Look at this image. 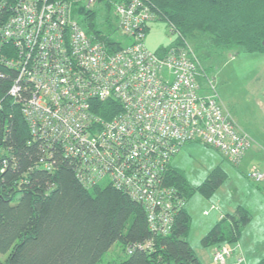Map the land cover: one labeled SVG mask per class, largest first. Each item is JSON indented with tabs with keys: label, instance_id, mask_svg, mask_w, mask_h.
<instances>
[{
	"label": "built area",
	"instance_id": "2783aa9c",
	"mask_svg": "<svg viewBox=\"0 0 264 264\" xmlns=\"http://www.w3.org/2000/svg\"><path fill=\"white\" fill-rule=\"evenodd\" d=\"M97 1L108 0H0V66L15 73L8 94L35 138L73 158L80 182L107 178L142 204L152 232L167 234L181 199L165 177L180 147L201 142L237 164L251 140L222 108L211 78L201 84L191 47L173 44L162 54L147 48L154 13L144 0L112 2L125 42L110 37L120 47L77 20L78 8ZM116 103L119 109L107 108ZM248 175L264 183L256 165ZM231 253L217 245L211 264H242Z\"/></svg>",
	"mask_w": 264,
	"mask_h": 264
},
{
	"label": "trees",
	"instance_id": "16d2710c",
	"mask_svg": "<svg viewBox=\"0 0 264 264\" xmlns=\"http://www.w3.org/2000/svg\"><path fill=\"white\" fill-rule=\"evenodd\" d=\"M113 1L104 3L110 25ZM144 1L154 13L151 21L166 22L176 35L170 45L192 48L204 74L200 79L208 76L206 60L225 49L264 51V0ZM78 9L93 27L94 10ZM104 36L108 44L120 47L109 34ZM14 75L0 66V264H96L114 243L121 244L123 255L103 264H201L185 238L190 216L184 203L194 190L210 196L226 172L216 166L192 187L183 171L169 163L165 181L176 188L181 202L175 205L170 231L154 233L142 204L111 183L83 184L71 156L32 135L21 104L8 94ZM107 108L119 109V104ZM249 220L248 211L238 206L233 213L222 214L201 242L235 243ZM148 239L150 247L127 252V245ZM255 264H264V258Z\"/></svg>",
	"mask_w": 264,
	"mask_h": 264
},
{
	"label": "rangeland",
	"instance_id": "374dc122",
	"mask_svg": "<svg viewBox=\"0 0 264 264\" xmlns=\"http://www.w3.org/2000/svg\"><path fill=\"white\" fill-rule=\"evenodd\" d=\"M90 9L95 13L93 27L87 25L82 14L79 13L77 17L85 29L100 30L102 33L125 42L113 16L110 18L114 24H109L108 11L101 2H95ZM175 36L166 22L153 20L148 23L144 41L148 49L156 51L162 46L170 45ZM206 63L210 66L208 76L215 86L222 108L231 116L236 115L239 126L250 135V116L264 121L254 101V96L264 90V51L247 52L240 46H235L232 49H225L220 55L211 57L206 60ZM200 82L203 84L206 80L201 78ZM221 155L211 146L201 142H192L181 146L171 160V165L183 171L187 183L192 187L199 185L208 172L216 166H220L226 172V179L210 196L206 197L199 190H194L186 198L184 207L190 220L185 238L194 248L199 261L211 264L210 255L217 244L231 248L233 245L236 247L238 242L229 244L221 241L212 245H203L202 236L220 219L218 208L223 213H233L238 206H241L248 211L250 220L241 231L240 241L250 253V264H254L264 258V189L258 188L261 190V196L254 199L250 187H253L251 184L257 187L259 182L251 179L248 171L244 175L241 169H237L235 164ZM107 181L108 179L105 178L99 184L103 186ZM212 205L215 207L211 208ZM205 210H208L207 214H204ZM122 255L121 244L114 243L103 254L102 260L96 264L118 259Z\"/></svg>",
	"mask_w": 264,
	"mask_h": 264
},
{
	"label": "crops",
	"instance_id": "0c3cea01",
	"mask_svg": "<svg viewBox=\"0 0 264 264\" xmlns=\"http://www.w3.org/2000/svg\"><path fill=\"white\" fill-rule=\"evenodd\" d=\"M254 97H255V100H254L255 105L261 111L262 118L264 119V98H262V97H264V90L259 91L258 95L254 96ZM232 117L234 119V122H235L237 128L241 132L245 133L251 140L250 147L247 149V151L245 152L242 159L237 164H235V166H237V169H241V171L244 175L246 174V172L248 171L249 167L252 164L256 165L260 170L264 171V121L263 120L259 121L258 118L256 119V118H252L250 116V135H249L246 130H244L243 128H241L239 126V124H238L239 121H237V119H236L238 117L236 115H234V116L232 115ZM187 143H192V142H187ZM185 144H183V145H185ZM174 155L172 156V158L174 157ZM172 158L170 159V165H171ZM171 166L176 167L174 165H171ZM177 168H179V167H177ZM251 185L253 187L252 188L250 187V190H251L250 192H251V195L253 196V198L254 199L260 198V196H261L260 195L261 194L260 189H264V188H262L264 183H257V187H255L253 184H251ZM258 188H260V189H258ZM214 207H215L214 205L211 206V208H214ZM217 210L219 212V218L221 217L222 214H226V213L219 211V208ZM205 211H204V214H207L208 210H205ZM227 213H231V212H227ZM243 228H244V226H243ZM241 235H240V237H241ZM240 237L237 240L238 245L236 247H235V245H233L234 247L233 246L231 247L232 253H231V256L229 257V259L231 260L236 256H241L243 258L242 264H250L251 263L250 262V253L246 250L244 243L242 241H240ZM232 244H234V243H232ZM211 255H212V253H211ZM211 255H210V261H211ZM200 263L204 264L202 262H200Z\"/></svg>",
	"mask_w": 264,
	"mask_h": 264
},
{
	"label": "water",
	"instance_id": "95a60500",
	"mask_svg": "<svg viewBox=\"0 0 264 264\" xmlns=\"http://www.w3.org/2000/svg\"><path fill=\"white\" fill-rule=\"evenodd\" d=\"M262 43L264 44V41Z\"/></svg>",
	"mask_w": 264,
	"mask_h": 264
}]
</instances>
